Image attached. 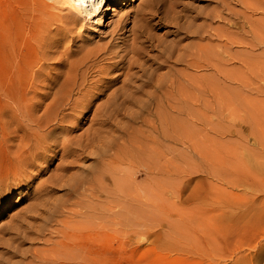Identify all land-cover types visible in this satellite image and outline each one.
I'll return each instance as SVG.
<instances>
[{
  "label": "rangeland",
  "instance_id": "obj_1",
  "mask_svg": "<svg viewBox=\"0 0 264 264\" xmlns=\"http://www.w3.org/2000/svg\"><path fill=\"white\" fill-rule=\"evenodd\" d=\"M35 1L0 0V70L4 64L20 62L28 46L37 42L32 32L41 30L28 31L33 21L40 20L27 8ZM224 4L233 13L226 15ZM107 7L97 18L65 31L59 23L62 13L50 14L54 20L43 39L51 52L28 100L38 113L49 102L46 79L65 70V58L80 59L85 53L91 58L82 92L97 97L89 113L105 103L106 95L119 88L122 80L115 78L121 71L109 69L118 60L109 54L121 55V50L129 49L131 37L123 30L131 27L138 7L144 9L138 17L154 39L152 45H143L141 70L158 68L154 45L174 43L168 41L176 35L175 29L166 27L171 16L179 17L181 24L196 20L197 27L222 12L232 23L229 32L238 39L243 34L242 9L236 0H121ZM247 16L250 25L241 39L244 42H213L223 73H217L214 82L211 79L212 89L203 77L200 103L191 108L195 112L185 110L188 117L179 116L185 120V152L179 145L163 143L170 147L164 156L171 168L164 183V177L143 164L147 159H138L137 147H142L146 136L157 138L142 123L143 118L153 120L154 110L141 111L134 103H126L97 123H90V114H76L56 131L58 140H71V152L63 158L58 149L43 151L44 158L18 176L5 160L10 151L0 121V180L9 176L0 182V264H48L39 257L74 252L78 247L92 258L91 264L98 260L103 264H264V2L259 9L247 11ZM118 23L122 30L112 35ZM217 24L212 25L222 26ZM1 93L0 88L3 114L8 104ZM193 113L199 114V122L191 118ZM193 124L198 134L191 133ZM87 140L90 143L84 149L76 148ZM99 179L103 193L94 183Z\"/></svg>",
  "mask_w": 264,
  "mask_h": 264
},
{
  "label": "bare ground",
  "instance_id": "obj_2",
  "mask_svg": "<svg viewBox=\"0 0 264 264\" xmlns=\"http://www.w3.org/2000/svg\"><path fill=\"white\" fill-rule=\"evenodd\" d=\"M118 1L121 0H36L33 4H30V2L27 3L30 4V6L28 5L27 7L28 10L36 13L40 18L39 21L32 20V26L28 30L31 32L36 27L41 30L36 33L32 32V37L35 38L37 42L32 40V46H28V49L26 48L27 51L25 50L26 54L22 56L21 61L19 60L20 62H16L19 64L13 63V65L10 64L8 66L4 64V67L0 70V88L3 93V95L2 93L1 95L6 100V104H8L7 110L3 112V114L0 113V121L5 126L2 125L1 130L3 132V139L7 152L10 151V155L5 160H7L9 165L13 168L12 173L14 175L18 176L23 169L34 165L35 162L39 160L41 161V159L44 158L41 156L43 151L46 152L48 150L58 149V151H61V156L63 158L69 154L73 149L72 142L71 140L60 141L57 139L56 131L58 127H60L61 124L69 122L76 114H90L89 112L93 105V101L97 99V97L93 95V97H88L85 91L82 92L84 90V79L90 68L87 66V63L91 58L87 57V53H85L80 59L69 60L65 58V70L52 78L46 79L47 83L45 86L47 87V91L45 96L49 99V102L39 113L34 107L35 105L32 106L28 103L30 93L37 89L36 79L42 74V70L44 69L43 64L46 62L49 52H51L49 43L45 42L46 37L43 39L44 34L48 33L47 29L51 21L54 20L50 14L54 12L62 13V16L59 17V23L63 25L62 27L65 31L75 28L80 22L97 18L100 14H103L102 12L110 3L115 4ZM236 2L242 9L240 13L242 18V26L240 25L243 32L242 39L246 36L245 28L250 25L247 11L259 9L264 0H256V3L247 2V0H236ZM224 7L227 12L225 13L226 15L233 13L228 4H224ZM25 8L23 10H25ZM27 8L26 11H28ZM138 8L136 10V16L129 22L131 27L128 30H123L124 33L129 34L128 36L131 37L129 49L121 50V55H118L119 53L116 52L109 54L111 56L110 58L118 59L110 65L109 69L121 71V73L115 77L116 79L122 77L121 86L111 90V92L106 95V101L104 100L105 103L103 105L102 103L101 105H97L88 118L90 123H97L101 120L102 116L111 115L113 111L124 106L126 103H134L141 111L154 110L155 113L153 112L152 115L153 120L143 118L142 123L151 127L152 131L156 132L157 138L151 136V134L146 136L144 144L142 143V147H137V150L140 151L138 159L141 161L147 159L149 162H144L143 164L153 174L164 177L165 179H162L163 181L161 180L162 183H164L167 179L165 175L168 172V168H170L164 155L170 152V147L165 146L163 143L171 142L179 145L182 147V151L185 152L183 146L187 133L184 131V126L182 125V122L184 123L185 120H182V118L179 119V116H187L188 113H186V111H193L191 108L195 106V104L200 103V92L202 90L201 79L203 77H207L204 78L205 82L210 81L212 83L210 86L212 89L214 87L213 82L215 81L213 77L216 76L217 73H223L222 65L220 64L221 59L218 56L219 51L216 49L217 46L214 45L213 42L244 41L235 38L232 32H229L232 23L223 17L221 14L222 12L209 16V23L206 21L207 24L205 23L197 27H195L193 23L196 20L192 21L190 24L185 23V25L181 24L179 17L171 16L167 19L169 25L166 27L170 26L175 29L176 35L172 40L168 41L174 43L161 46L154 45L153 48L159 53V63L157 62L158 68L151 69V67H144L145 69L141 70L142 63L140 65L139 57L144 55L143 53L145 50L143 45L145 43L152 45L154 39L150 29L148 30L146 27L144 20L138 17L144 9ZM110 10L113 14L116 9L112 7ZM27 14H29V12ZM150 15H152V12ZM152 16L155 17L156 15L153 14ZM215 22L218 24L222 23V26H213L212 24ZM97 23L98 25L101 24V19H99ZM126 25L128 24L126 23ZM121 27L122 26L118 23L110 32L113 35L117 31L122 30ZM180 42L190 43L180 45ZM106 48L108 47L105 45L102 49L106 50ZM223 48H225V46ZM224 52L225 55H227L226 48ZM244 63L243 65H247V62ZM37 66H39L37 71L32 72L33 67ZM135 68H137V72H133ZM160 69H164L165 72L159 74L158 71ZM102 70L97 71L98 73H102ZM205 71H212V73L207 76L200 74ZM116 79L110 82L113 83ZM211 79H213V82ZM105 88L107 89V87ZM75 96L76 98H74ZM170 111L176 112L177 115L172 116ZM191 118L195 122L201 120L199 114L196 115L193 113ZM197 132H199V129L193 124L191 126V133L196 134ZM95 133H98V130L96 131L95 129ZM89 143V140H87L85 145L76 144V148L84 149ZM11 148H13V150H11ZM155 148L157 149L155 150ZM134 157L135 155L130 156L132 159ZM152 158H156L154 160L155 162H150ZM157 161L163 163L159 162V164H157ZM152 163L153 165H151ZM147 172L148 170L146 173ZM8 177L2 178L3 182L7 180ZM2 180H0V182ZM116 182L118 181L115 180L114 183L116 184ZM94 183L96 186H99V192L103 193L104 186L103 183L100 182V179L94 181ZM113 196L116 199H120L114 193L112 194V197ZM87 228L88 227H86V230ZM72 241L74 240L72 239ZM61 246L65 245L62 244ZM77 249L78 250L74 252L66 251L56 255L51 254L50 257L41 256L39 258L48 264H91L92 258L85 252V249L82 247H78ZM97 264H103L102 260H98Z\"/></svg>",
  "mask_w": 264,
  "mask_h": 264
}]
</instances>
